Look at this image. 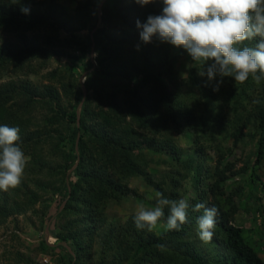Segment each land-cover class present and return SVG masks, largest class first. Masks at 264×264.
<instances>
[{"label":"trees","instance_id":"trees-1","mask_svg":"<svg viewBox=\"0 0 264 264\" xmlns=\"http://www.w3.org/2000/svg\"><path fill=\"white\" fill-rule=\"evenodd\" d=\"M61 1L74 4L73 14ZM22 6L30 9L28 15L20 12ZM161 9L160 0L143 7L134 0H0V34H15L17 41H0V123L20 128L21 145L29 150L30 182L37 180L33 185L38 191L56 195V219H67L59 230L49 231L67 245H57V264H264L246 231L231 223L236 194L226 191L224 183L232 165L220 167L223 150H216L213 166L205 162L218 129L217 135L232 137L237 144L247 136L243 128L254 127L248 136L256 140L248 183H259L264 195L257 173L264 160V82L255 83L254 100L251 78L243 83L224 78L213 91L198 74L199 63L183 49L177 52L158 40L139 42L135 21ZM41 31L38 37L35 32ZM157 46L168 50L158 63ZM182 55L192 66L187 78L178 80L174 63ZM65 56L70 65L81 67L78 77L74 69L60 67L39 73L50 60ZM36 75L50 83L33 82ZM79 77H84L82 84ZM61 89L68 103L65 111L58 107ZM251 102L254 107L245 113ZM226 104L232 121H223ZM40 109L44 114L38 117ZM178 135L191 140L193 153L185 158L176 147ZM45 145L47 154L42 153ZM152 162L167 169L152 173ZM37 175L48 176V183L33 179ZM137 175L165 196L189 201L187 223L180 230L138 231L134 214L122 222L108 221L105 210L130 193L127 183ZM38 200L29 189L21 197L12 190L0 203V219L32 209ZM198 202L218 209L213 237L225 249L223 257L216 253L219 244L213 237L208 243L196 237L203 209L193 211L191 206ZM164 212L166 218L167 208ZM93 234L99 237L98 261H89ZM37 247L45 255L53 249L44 242Z\"/></svg>","mask_w":264,"mask_h":264},{"label":"clouds","instance_id":"clouds-1","mask_svg":"<svg viewBox=\"0 0 264 264\" xmlns=\"http://www.w3.org/2000/svg\"><path fill=\"white\" fill-rule=\"evenodd\" d=\"M154 0H134L143 7ZM20 3V0H15ZM162 9L135 21L141 43L154 38L174 48L183 49L200 65L198 74L205 84L218 91L224 78L256 84L264 82V0H160ZM26 6L20 8L29 14ZM254 41V43H252ZM138 49V46H137ZM20 128L0 123V191L20 184L28 157L20 140ZM190 203L185 198L171 199L155 192L154 206L137 205L132 217L134 228L151 232L162 226L167 231L180 230L187 223ZM193 211L203 209L196 221V237L203 243L212 240L218 209L198 202ZM168 214L165 218L164 209ZM163 218V219H162Z\"/></svg>","mask_w":264,"mask_h":264},{"label":"rangeland","instance_id":"rangeland-1","mask_svg":"<svg viewBox=\"0 0 264 264\" xmlns=\"http://www.w3.org/2000/svg\"><path fill=\"white\" fill-rule=\"evenodd\" d=\"M104 1V0H103ZM61 3L66 7V10L73 14V3H69L67 1H61ZM40 12L36 14L39 16ZM43 28L44 26H39ZM36 35L40 37L43 33L35 32ZM33 33V35H35ZM86 32L83 31L82 34ZM13 41L16 43L15 34L5 33L0 34V41ZM39 41V40H38ZM153 41L156 42L154 38ZM140 42V41H139ZM254 43V41L252 42ZM177 52L181 50V48L174 49ZM164 51L167 53L168 50L166 48L156 47L154 61L158 63L162 55H164ZM175 52V53H177ZM173 52L170 54L172 55ZM95 55L93 54V58ZM71 62L67 56L61 58L59 60L52 59L47 64V67L44 69H40L39 73L44 75L48 71L60 67L66 71L70 69H74L75 73H77V77L81 71V67H73L70 65ZM36 67V63H34ZM192 66V63L189 62L185 58V55L179 58V60L175 61L174 68L177 75L178 80H183L187 78L188 70ZM20 79L18 76L16 77ZM35 83H43L49 84L50 81L46 80V78L41 75H36L32 78ZM1 80L0 82H2ZM78 81L82 84L84 82V77H79ZM71 85V84H70ZM228 86H225L227 89ZM60 96V102L58 107L62 110L68 109L67 100L64 97V94L61 90H57ZM83 94L85 95V89L82 87ZM250 92V100H254V96L256 95V84L254 82L252 90ZM254 102L246 104L245 113L249 112L254 107ZM229 106V105H228ZM227 106V104L223 107V121L230 120L232 121L234 118V114L232 110ZM79 111V109H77ZM37 116L41 117L44 114L43 110L37 111ZM224 125H226L224 123ZM254 127L248 125L243 128V134H247V136H243V139L237 143H233V138L229 136H221L219 134V129L216 131V134L213 136L212 146L214 149H206V158L205 162L209 163L210 166H213L217 160L216 150H219L224 153V158L221 161L220 167H225L226 165H232L229 170H227V175L229 177L227 181L224 183V187L226 191H234L236 197L234 198V203L237 205V211L232 215L231 223L237 227L242 228L246 231L247 238H249L250 243H252L258 251V254L264 258V195L260 192V184L255 183L254 185H249V171L251 169L252 164L255 160V139H251L248 137L249 135L254 134ZM218 132V133H217ZM214 137L215 141L214 142ZM176 140L177 149L181 150L183 154V158L193 153L191 149V140L186 135H178ZM216 144V145H215ZM22 147V145H21ZM25 155L28 157L26 162L24 174L22 176L21 182L15 188L9 189L7 191H0V203L5 198V195H10L11 191L14 190L21 195L24 190L33 191L38 194L39 200L34 205L32 209L27 210L26 212H16V214H12L6 219H0V264H57V259L60 256V249L57 248L58 244H61L65 247L67 245L64 242H59L56 237L50 234V229L57 230L60 229L63 221L65 222L67 219L58 220L57 214L55 212L54 201L56 199V195H52L50 192L43 193L42 191H38L36 187H34L33 182L37 180L32 179V167L28 165L29 163V150L25 151L22 147ZM49 149V145H45L43 147V154H47V150ZM207 159V160H206ZM61 161L60 159L55 160V162ZM245 168V171L242 169ZM162 165H157L155 163H150L148 166V170L152 173H160L166 170ZM242 170V171H241ZM70 171V170H69ZM69 171L66 172L65 183H68V174ZM260 177L264 181V160L260 164V168L257 172ZM48 176L46 175H37L33 179H38L44 183H48ZM190 180L188 178L185 179L184 185L185 187L190 186ZM60 185L63 182L59 183ZM57 184V185H59ZM128 187L130 189V193L124 196L117 203L110 204V206L105 210V217L108 221L113 219L118 220L120 222L124 221L128 218L129 215L134 214L136 207L141 202L146 206H154L155 204V192L150 185H148L143 177L140 175L134 176L130 178L128 181ZM56 185V186H57ZM59 185V186H60ZM186 189V188H184ZM189 197L192 195V190L188 194ZM11 203H9L10 205ZM45 206H48L47 209ZM61 210V208H60ZM49 212V213H48ZM47 213V215H46ZM49 214L53 215L49 220L47 217ZM160 228H155L156 232L161 230ZM92 253L90 254L89 261H98L99 255V237L98 235H94L92 237ZM213 241H217L219 247L216 248V253L218 256L223 257L226 255L225 249L220 245L216 237H213ZM44 242L47 246L52 247L51 253L49 255H45L40 253L38 250L39 243Z\"/></svg>","mask_w":264,"mask_h":264}]
</instances>
